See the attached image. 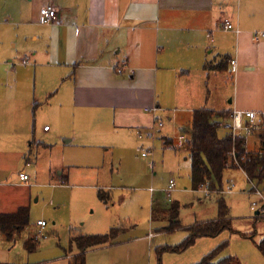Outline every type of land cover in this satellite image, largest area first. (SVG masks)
I'll return each mask as SVG.
<instances>
[{"label": "crops", "instance_id": "obj_1", "mask_svg": "<svg viewBox=\"0 0 264 264\" xmlns=\"http://www.w3.org/2000/svg\"><path fill=\"white\" fill-rule=\"evenodd\" d=\"M1 4L6 8L0 10L2 58L13 62L23 56L28 62L17 69H0V83L9 86L0 91V143L9 129L19 139L33 134L32 153L40 124L35 114L44 105L48 108L43 121L54 126L46 140L68 138L69 145L79 141L85 144L81 146L97 144L106 150L130 149L142 134L156 133L177 150L179 135L174 134L191 123L196 109L232 114L235 109L264 106V36L256 37L264 33V0H0ZM45 5L59 10L53 24L40 22ZM227 24L233 28L225 29ZM9 40L14 50L8 48ZM225 56L237 60L236 72L231 62L227 70L217 67L225 63ZM229 82L235 84V97L227 98L224 85ZM156 119L166 123L159 126ZM62 176L61 182H67ZM29 180L21 182L27 185ZM7 185L0 182V187ZM25 192L28 196L5 198L0 188V212L30 207L31 187ZM157 201L154 197L152 210ZM15 237L9 240L0 234L9 242ZM25 241L24 250L15 253L14 245L0 240V264H68L80 253L73 247L63 256L25 262L24 251L32 253ZM115 245L86 252L103 251L100 257L112 263L118 259L107 255V248ZM130 261L146 264L137 257ZM148 264H158V257ZM162 264L176 263L163 258Z\"/></svg>", "mask_w": 264, "mask_h": 264}, {"label": "rangeland", "instance_id": "obj_2", "mask_svg": "<svg viewBox=\"0 0 264 264\" xmlns=\"http://www.w3.org/2000/svg\"><path fill=\"white\" fill-rule=\"evenodd\" d=\"M0 10L2 12L6 8L1 4ZM5 36H1L2 39ZM7 45L9 49H15L10 40ZM22 57L8 62L10 57L2 58L0 50V69H17L20 64L27 65L25 62L28 61H23ZM224 87L227 98L235 97V84L229 82ZM4 89H9V86L0 83V91ZM47 108L46 105L37 108L35 116L40 119V124H36V143L32 144V153L29 152V142L33 140V134L29 139H19L9 129L0 143V182L8 184L0 187L2 196H25V190L31 187V201L27 202L31 209L29 226L12 242L0 238L14 245V252L17 253L24 250L23 243L29 236L38 235V249L32 253L24 251L25 262L37 263L65 255L70 252V237L73 234L106 233L112 226L121 225L125 230L117 239L119 242L115 243L118 245L107 248V255L118 260L106 262L99 255L103 251H89L86 252V264H134L130 261L132 257H137L139 262L143 259L148 264L157 261V247L175 246L188 236L190 226L216 219L218 202L224 198L229 207L230 227L217 236L199 237L184 252H165L162 262L163 258L165 263L170 258L176 264L196 263L214 248L227 242L217 259L230 256L234 264H264V254L258 246L264 239V219H255L251 202L258 199L250 192L252 183L242 170L229 168L224 173V185L231 180L236 182L233 191H215L206 195L205 188L194 190L192 187L189 150L185 147L175 150L167 146L163 134H142V138L138 137L130 149L112 147L106 150L97 144L81 146L85 144L79 141L69 145L66 144L68 138L48 141L46 139L53 135L54 126L49 120L43 121ZM255 110H264V106ZM30 120L33 124V113ZM162 122L166 123V120ZM221 123L223 125L219 127L218 133L223 137L228 131L224 125L230 122L229 119H223ZM46 125L53 128L52 132H45ZM180 134L177 132L174 135ZM39 142L52 146L47 148ZM249 147L256 148L252 136L249 138ZM148 151L151 152L149 157H143L142 153ZM27 158L30 159L29 163ZM22 170H26L30 177L27 185H23L20 180ZM61 172L68 177L65 183L61 182ZM171 179L176 181V187L172 191V200L168 201L166 191ZM254 182L257 183V180ZM100 189L111 193L110 203L105 204L100 200ZM154 197L159 201L154 207L160 210L173 201L180 203L179 217L174 220L179 222V228L174 231L169 229L171 216L162 210L152 219ZM39 219L47 223L42 230L36 225ZM151 232L158 234L153 236ZM74 252H78L76 248ZM177 258L181 262H177Z\"/></svg>", "mask_w": 264, "mask_h": 264}, {"label": "trees", "instance_id": "obj_3", "mask_svg": "<svg viewBox=\"0 0 264 264\" xmlns=\"http://www.w3.org/2000/svg\"><path fill=\"white\" fill-rule=\"evenodd\" d=\"M223 62L225 63L217 67L220 70H227L231 58L225 56ZM208 67H212V65H208ZM230 117V110H214L202 107L193 112L191 123L181 131L186 137L184 147L190 152L191 180L194 190H199L207 181H210L213 191L220 192L223 190V177L225 171L230 168L229 163L233 162L232 151L234 146L236 145L240 158L244 154L243 142L241 140L236 141L234 145L230 131L231 122L227 124V133L223 137L219 136L218 132L221 120H230ZM242 166L252 178L258 181L264 180V154L260 155L252 151L248 159L242 161ZM98 196L105 204L110 203L111 193L109 191L100 189ZM218 204L219 212L216 219L197 222L190 226L188 228V236L175 246L165 245L157 247L158 264H162V256L165 252H184L194 245L199 237L217 236L229 228L228 204L224 198H220ZM179 207L180 203L173 201L166 207L161 208L164 213L171 216L172 224L169 227L170 230L180 227L179 222L174 221L179 217ZM161 210L153 207L152 216L155 217ZM30 222L31 210L29 206H22L14 213L0 212V234L11 240L15 237L16 233L21 232L29 226ZM124 230L125 228L120 225L111 227L106 233L72 235L70 238V250L72 251L73 247H76L80 253L72 256L68 264H86L87 250L116 243ZM39 244L40 241L36 234L25 241V246L30 252L36 251ZM227 244L225 242L217 246L200 261L192 264H234L233 258L230 256L217 259ZM258 246L264 254V239L259 242Z\"/></svg>", "mask_w": 264, "mask_h": 264}, {"label": "built area", "instance_id": "obj_4", "mask_svg": "<svg viewBox=\"0 0 264 264\" xmlns=\"http://www.w3.org/2000/svg\"><path fill=\"white\" fill-rule=\"evenodd\" d=\"M60 17L59 10L52 5H45L40 9V22L42 24L50 25L56 22ZM233 26L231 24H227L225 29H231ZM264 36V33L256 34V37ZM238 68L237 60H231V70L236 72ZM118 72H123V68L119 67ZM157 124L159 126H163L164 123L161 119H156ZM231 126L230 131L233 138L234 145L236 141L241 140L243 142L244 154L241 158L238 156V151L236 145L232 151L233 162L229 163L230 168L240 169L244 172L247 180L252 183L251 193L258 200H254L251 202V210L255 213V219H264V180L258 181L255 183V179L252 178L246 169L242 166V161H246L248 159L249 154L252 151L257 152L260 155L264 154V110L255 111V110H234L231 114ZM46 130L49 129L48 126L45 127ZM150 136H153L151 134ZM256 137L257 142L255 144L256 148L251 149L249 147V138ZM142 137V135H141ZM179 142L178 146L183 147L185 144V135L181 134L178 136ZM151 154L150 151L143 152L142 155L144 157H149ZM235 166V167H234ZM20 178L23 181H27L29 179L28 174L26 172L20 173ZM176 187V181L171 179L168 184V189L166 191V199L168 201L172 200V191ZM236 187V182L234 180L229 181L227 185H224L223 190L220 193L231 192ZM201 188H205V194L209 195L210 192H215L211 189L210 181H207L205 184L201 186ZM37 224L41 226L42 230L46 226L45 220H38ZM41 234V231L39 232Z\"/></svg>", "mask_w": 264, "mask_h": 264}]
</instances>
